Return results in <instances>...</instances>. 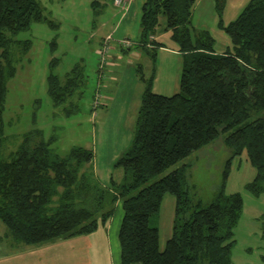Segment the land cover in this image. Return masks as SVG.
<instances>
[{
  "label": "trees",
  "instance_id": "obj_1",
  "mask_svg": "<svg viewBox=\"0 0 264 264\" xmlns=\"http://www.w3.org/2000/svg\"><path fill=\"white\" fill-rule=\"evenodd\" d=\"M196 2L144 0L139 39L118 42L125 54L146 55L152 66L148 76L138 66L144 89L135 134L114 165V172L122 170V179L113 174L104 186L95 174L92 150L73 147L61 156L53 147L55 137L46 139L39 129L20 140L7 138L3 113L8 81L16 73L14 55L17 47L30 48L29 40L14 36L33 22L49 20L38 0H0V221L11 249L91 234L112 218L121 201L122 264H234L235 229L244 201L240 193H227L226 183L233 160L244 152L256 169L246 189L256 196L264 193V0H250L227 25L226 0H215L218 26L232 42L222 54L215 51L210 32L194 27ZM100 6L101 0H94L96 11ZM161 18L160 31L171 32L182 55L180 91L171 96L153 90L158 50L165 47L152 38ZM112 41L110 35L101 43V64L111 61ZM86 78L82 65L63 79L52 69L48 93L54 104L82 94ZM100 105L96 95L94 109ZM78 110V103L66 108L68 113ZM220 138L230 156L219 189L204 203L188 183L185 160ZM167 194L176 198V207L172 236L161 250L159 229L151 219Z\"/></svg>",
  "mask_w": 264,
  "mask_h": 264
},
{
  "label": "rangeland",
  "instance_id": "obj_2",
  "mask_svg": "<svg viewBox=\"0 0 264 264\" xmlns=\"http://www.w3.org/2000/svg\"><path fill=\"white\" fill-rule=\"evenodd\" d=\"M38 1L49 21L33 22L29 29L14 36L17 41L29 40L30 48L25 51L23 47H17L14 55L16 73L8 81L3 113L6 136L20 140L26 132L39 129L46 139L55 137L53 147L61 156H66L73 147L92 150L101 181L110 183L113 174L120 181L123 172H114V165L131 145L144 89L138 66L142 65L148 76L152 63L146 55L125 54L118 42L139 39L144 0L129 3V13V10L117 7L115 0H101L99 11L93 8L94 0ZM205 17L208 24H203ZM164 23L161 18L159 30ZM193 23L208 27L218 51L232 45L230 37L218 24H210L207 8L202 17L196 12ZM110 35L113 37L111 61L105 65L101 64L98 50L103 39ZM162 42L178 48L168 36ZM77 65L84 66L87 76L82 94L66 104L55 105L48 93L52 69L63 79ZM156 67L155 92L168 96L178 93L182 56L176 50L159 49ZM96 95L102 105L94 109ZM70 103H78V112L66 111ZM229 156L224 139L220 138L185 160L190 164L188 183L195 187V193L204 203H209L219 189ZM255 176L256 169L245 152L233 160L226 192L240 193L244 201L242 217L235 229L234 264H263L264 193L256 196L246 189ZM175 207L176 198L167 194L159 213L151 219V226L159 229L161 250L172 236ZM121 215L123 208L119 201L112 217L117 219Z\"/></svg>",
  "mask_w": 264,
  "mask_h": 264
},
{
  "label": "crops",
  "instance_id": "obj_3",
  "mask_svg": "<svg viewBox=\"0 0 264 264\" xmlns=\"http://www.w3.org/2000/svg\"><path fill=\"white\" fill-rule=\"evenodd\" d=\"M132 1L134 3V0H127L125 7H122L126 11L129 10L128 13L131 11V8L129 9V3ZM208 1L209 0L205 3L204 0H197L193 10V18L197 11L202 17L204 9L207 8L210 14V24L217 26L219 18L215 9V0H211V3H208ZM226 1L227 3L223 14L225 25L234 21L250 2V0H231L230 3L229 0ZM228 5H232V12ZM204 23L208 24L207 17H205L203 24ZM194 27L198 30H209L205 25H197ZM167 36L171 39V32H162L158 29L156 36L152 38L158 42L164 43L162 40ZM164 45L165 47H161L160 49L176 50L179 53L178 48L168 47L165 43ZM231 47L232 45H229L222 51H218L215 48V51L222 54L228 49H231ZM179 54L181 55V53ZM95 165L94 163L96 176L102 185L109 186L110 183L101 181ZM122 219L123 215L117 219L116 217H112L106 224H100L95 232L88 235L67 240H59L39 247L25 246L18 250L9 247L8 243L5 241L6 227L0 223V264H122V250L119 238ZM263 255L264 254H262V256ZM233 261L235 262L234 256Z\"/></svg>",
  "mask_w": 264,
  "mask_h": 264
},
{
  "label": "built area",
  "instance_id": "obj_4",
  "mask_svg": "<svg viewBox=\"0 0 264 264\" xmlns=\"http://www.w3.org/2000/svg\"><path fill=\"white\" fill-rule=\"evenodd\" d=\"M127 0H115V5L119 7H125ZM125 44H129L130 42L125 41Z\"/></svg>",
  "mask_w": 264,
  "mask_h": 264
}]
</instances>
